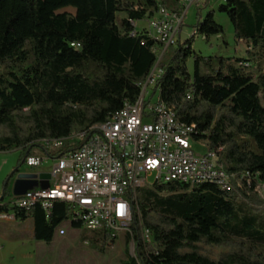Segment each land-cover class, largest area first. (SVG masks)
Here are the masks:
<instances>
[{"label": "trees", "instance_id": "1", "mask_svg": "<svg viewBox=\"0 0 264 264\" xmlns=\"http://www.w3.org/2000/svg\"><path fill=\"white\" fill-rule=\"evenodd\" d=\"M176 5L173 0H0V153H21L17 172L34 149L44 150L42 140L85 133L134 103L139 85L156 67L160 76L153 93L159 101L178 120L195 124L205 134L197 138L208 140L211 149H222L228 173L246 171L252 180L230 192L178 183L139 191L124 237L133 253L123 264H264V254L242 243L264 247V200L256 192L264 184V0H223L218 8L235 39L249 45L246 59L192 51L197 34L206 40L222 35L212 13L191 39L165 50L135 32L132 22ZM65 8L75 14L58 13ZM119 14L125 15L120 26ZM14 213L18 222L32 220L34 241L50 243L70 210L56 203L47 218L38 207ZM144 229L151 232L149 245L141 236ZM92 234L88 245L96 252L104 254L114 244L107 230ZM202 240L227 244L230 251L212 260L200 253Z\"/></svg>", "mask_w": 264, "mask_h": 264}, {"label": "built area", "instance_id": "2", "mask_svg": "<svg viewBox=\"0 0 264 264\" xmlns=\"http://www.w3.org/2000/svg\"><path fill=\"white\" fill-rule=\"evenodd\" d=\"M176 10L159 7L146 19L144 35L155 40L165 50L179 40V33L188 8L203 0H173ZM135 23L132 25L135 29ZM193 30L192 36L196 34ZM135 32L137 33L136 29ZM134 36V33L130 34ZM78 47L77 44H71ZM160 76L156 67L139 85L140 95L134 103H125L121 110L87 132L65 138L41 141L44 150L30 155L24 165L39 169L49 160L48 187L32 189L14 197L9 203L0 202V221L15 219L14 212L35 207L47 218L56 203L69 207L65 221L80 223L90 232L107 230L111 238L117 232L129 231L137 193L157 185L178 183L189 188L210 184L230 192L250 186L249 172L228 173L221 161L222 149H211L208 140L197 138L200 133L193 123L178 120L174 110L157 99L145 101L147 88L155 86ZM189 98V97H188ZM78 139V143L74 140ZM205 141V152L196 154L192 144ZM65 146L68 149L64 150ZM61 155L52 158L48 148ZM154 181L149 184L148 178ZM256 192L264 200V184ZM63 236L65 231L59 229ZM145 244H151V232L141 233Z\"/></svg>", "mask_w": 264, "mask_h": 264}, {"label": "rangeland", "instance_id": "3", "mask_svg": "<svg viewBox=\"0 0 264 264\" xmlns=\"http://www.w3.org/2000/svg\"><path fill=\"white\" fill-rule=\"evenodd\" d=\"M223 4V0H203L200 3L192 4L183 19V23L179 33V44L191 39L193 30L196 29L198 23H202L207 14L212 13L214 21L223 29L220 36H213L206 40L200 34L192 38L191 48L196 55L201 57H221V58H243L246 59V51L250 49L245 42L237 41L234 37V29L228 17L224 13H220L218 8ZM58 13L75 14L72 8H65ZM125 18L124 14L117 16V24ZM147 21L141 20L135 23L137 32L147 30ZM178 43L174 46L177 47ZM167 57V56H166ZM254 66V64H253ZM187 71L192 74L193 61L192 58L186 60ZM154 87L147 88L145 101L150 104L156 103L158 99V92L153 93ZM4 133L0 130V134ZM78 143V139L74 140ZM205 141L192 144V150L196 154H203L205 152ZM48 148V152L56 158L57 152ZM40 149H34L32 154L39 155ZM21 153L16 151L12 153H0V193L6 190V193H12L15 176L30 172V168L24 164L21 165L15 175L11 176L14 166L17 165ZM53 161L49 160L44 164L40 170L49 172ZM36 170V169H32ZM154 181L153 177L148 178L149 184ZM11 197L6 194L4 202L9 203ZM261 213H264V205L261 208ZM59 229H63L65 234L60 236ZM33 222L27 219L24 222H17L15 228H11L7 224H0V233L4 234L10 240L11 244H20V249L13 254V259H8L7 264H123L127 256L133 253L132 244L127 247L124 243V233L117 232L114 244L107 247L104 254L96 252V247L91 244L88 245L92 237V232L86 230L84 226L80 228H72L69 221H63L55 229L52 241L45 243L42 241H34L32 239ZM247 248H252L254 252L264 254V247L251 244L247 241H242ZM1 246V245H0ZM198 247L200 253L209 257L212 260H217L220 255L230 251L227 244L214 245L202 240ZM4 250L13 248L4 245ZM127 249V250H126ZM127 251V252H126Z\"/></svg>", "mask_w": 264, "mask_h": 264}, {"label": "water", "instance_id": "4", "mask_svg": "<svg viewBox=\"0 0 264 264\" xmlns=\"http://www.w3.org/2000/svg\"><path fill=\"white\" fill-rule=\"evenodd\" d=\"M13 175H15L14 172H12L11 176ZM49 178V173H24L16 175L12 190L13 196H22L26 192L36 188L46 189L48 187Z\"/></svg>", "mask_w": 264, "mask_h": 264}, {"label": "crops", "instance_id": "5", "mask_svg": "<svg viewBox=\"0 0 264 264\" xmlns=\"http://www.w3.org/2000/svg\"><path fill=\"white\" fill-rule=\"evenodd\" d=\"M15 167L16 166H14L13 171H14ZM27 173L37 174V173H47V172L41 171L40 168H39V169H36L35 171L31 169L30 172H27ZM7 194H9V196L11 197V201H12L13 198L15 197V196H13V193H7ZM3 197H4V193L2 191V193H0V202H4L5 198L3 199ZM17 222L18 221L14 219V220H11V221H0V224H7L11 228H15ZM10 240H14V239L13 238L9 239L4 234L0 233V245H1L0 246V264H7V260L9 258L13 259L14 252L17 251V249H20V244H14L13 245V244H11ZM4 245H7L8 247L12 246L13 248L4 250V248H3Z\"/></svg>", "mask_w": 264, "mask_h": 264}]
</instances>
